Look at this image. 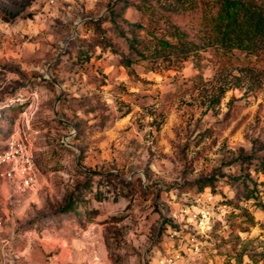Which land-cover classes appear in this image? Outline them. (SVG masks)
Here are the masks:
<instances>
[{
    "label": "rangeland",
    "instance_id": "1",
    "mask_svg": "<svg viewBox=\"0 0 264 264\" xmlns=\"http://www.w3.org/2000/svg\"><path fill=\"white\" fill-rule=\"evenodd\" d=\"M50 1L0 0V152L35 164L0 184V264H160L200 193L191 264H264V56H149L175 29L202 43L212 0Z\"/></svg>",
    "mask_w": 264,
    "mask_h": 264
},
{
    "label": "trees",
    "instance_id": "2",
    "mask_svg": "<svg viewBox=\"0 0 264 264\" xmlns=\"http://www.w3.org/2000/svg\"><path fill=\"white\" fill-rule=\"evenodd\" d=\"M199 33L200 44L189 38L185 31L175 29L172 35L177 42L158 40L159 48L149 56L156 58L213 47L224 54L238 51L259 59L264 56V9L248 1L212 0L202 15ZM137 44L134 40L131 49L141 58H146L147 55L138 49ZM260 168L264 173V165Z\"/></svg>",
    "mask_w": 264,
    "mask_h": 264
},
{
    "label": "built area",
    "instance_id": "3",
    "mask_svg": "<svg viewBox=\"0 0 264 264\" xmlns=\"http://www.w3.org/2000/svg\"><path fill=\"white\" fill-rule=\"evenodd\" d=\"M58 1L74 4L82 0L50 2L56 4ZM34 172L33 154L27 146L11 143L7 149L0 152V184L9 181L20 188H31L34 184ZM213 203L214 197L211 194L200 193L196 196L192 208H183L179 215H174L179 226L171 232V237L177 244H173L172 250L160 260V264H191L189 257L197 255L202 248L199 238L210 232L214 225ZM189 226H192L191 230H188ZM184 245L187 251H183Z\"/></svg>",
    "mask_w": 264,
    "mask_h": 264
},
{
    "label": "crops",
    "instance_id": "4",
    "mask_svg": "<svg viewBox=\"0 0 264 264\" xmlns=\"http://www.w3.org/2000/svg\"><path fill=\"white\" fill-rule=\"evenodd\" d=\"M2 184L6 185L7 183H2Z\"/></svg>",
    "mask_w": 264,
    "mask_h": 264
}]
</instances>
